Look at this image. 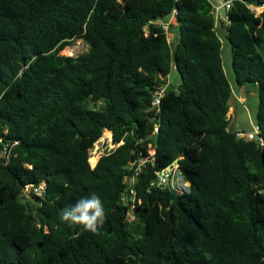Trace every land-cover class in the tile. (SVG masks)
<instances>
[{"label": "trees", "instance_id": "16d2710c", "mask_svg": "<svg viewBox=\"0 0 264 264\" xmlns=\"http://www.w3.org/2000/svg\"><path fill=\"white\" fill-rule=\"evenodd\" d=\"M251 5L264 0H235L225 29L264 142V10ZM174 11L175 48L161 24ZM75 40L88 51L62 55ZM173 68L180 84L156 109ZM232 96L206 0H0V134L18 142L0 161V264H264V144L230 128ZM106 131L117 148L92 168ZM175 160L188 191L157 186ZM42 182V198L22 196ZM93 195L97 233L61 218Z\"/></svg>", "mask_w": 264, "mask_h": 264}, {"label": "rangeland", "instance_id": "374dc122", "mask_svg": "<svg viewBox=\"0 0 264 264\" xmlns=\"http://www.w3.org/2000/svg\"><path fill=\"white\" fill-rule=\"evenodd\" d=\"M262 11L260 10L259 13ZM162 25L168 27V40L172 47L175 48L177 43V21L176 17L167 19L161 22ZM219 37L222 42V62L226 77L233 89V96L230 100V110L229 117L231 120L230 128L232 130H240L243 132H248V130L254 131L257 126V111L259 104V94L258 89L252 84H246L239 86L235 79V74L232 66V51L231 45L226 38L225 26H219ZM72 48V49H71ZM88 51V45L83 40H75L70 46H67L62 55L76 57ZM170 85L177 87L180 84V76L176 68L171 70L169 75ZM106 131L102 139L96 144L92 150V157L90 159L91 165L94 167L100 156L114 150L116 147L111 140V133ZM154 153V150L151 151ZM167 186L174 188L179 192H185L189 190V183L185 182L180 173L178 172V167H174L170 177L166 183ZM31 198L29 200H32Z\"/></svg>", "mask_w": 264, "mask_h": 264}, {"label": "built area", "instance_id": "2783aa9c", "mask_svg": "<svg viewBox=\"0 0 264 264\" xmlns=\"http://www.w3.org/2000/svg\"><path fill=\"white\" fill-rule=\"evenodd\" d=\"M206 1L210 4V6L212 8V13L215 17L216 27L223 26V25L225 26L229 22L228 13L231 10L235 0H206ZM120 2H122V0H120ZM249 8L257 14H260L259 13L260 10L262 12L264 10V6L258 7V6L251 5V6H249ZM175 14H176V12L174 11V13L172 14V16L170 18L175 17ZM163 27H164L165 31L167 32L168 27L165 25H163ZM167 35H168V32H167ZM169 86H170V84L167 83V84H163L160 87H158L157 91L154 94V100H153V107L154 108L158 109L160 107L161 101L165 97L166 91L168 90ZM0 133H1V131H0ZM157 133H158V126L155 127L153 134L156 135ZM258 134H259V128H256L254 131L251 130L250 132H243L240 130L236 131V136L238 138L246 139V140H250V141H255V138ZM111 135H112V133H111ZM110 141L113 143L112 137H111ZM259 143L264 144L262 138L260 139ZM96 144H95V146H96ZM17 145H18V142L12 143L10 141H5L3 135L0 134V161L4 162L5 164H8L10 162L12 156L14 155V148ZM115 146L116 147L114 148V150L117 148V145H115ZM93 149H91L89 151L90 159L92 157L91 153H92ZM110 152H107V153H110ZM107 153H105V154H107ZM154 153H155V151H154ZM105 154L101 155L100 158L102 156H104ZM99 160H98V162H99ZM145 161H146V159H143L142 162L140 163L139 168H138L139 171L141 170V167L144 165ZM97 163H96V165H97ZM94 167L92 166V168H94ZM173 169L170 171L164 170L160 174L159 181L157 182L158 187H160V188L170 187V186H167L166 183H167V180L170 177ZM46 189H47V184L45 182H42L39 185L29 184V185H26L24 187V189L22 190V196L24 198H30L31 196H36V197L42 198L46 192ZM130 217H131V219H134V217L132 215H130Z\"/></svg>", "mask_w": 264, "mask_h": 264}, {"label": "clouds", "instance_id": "9594fccd", "mask_svg": "<svg viewBox=\"0 0 264 264\" xmlns=\"http://www.w3.org/2000/svg\"><path fill=\"white\" fill-rule=\"evenodd\" d=\"M61 218L74 224H80L85 230L98 232L102 225L105 213L100 199L93 195L90 199H81L75 206L66 207L61 211Z\"/></svg>", "mask_w": 264, "mask_h": 264}, {"label": "water", "instance_id": "95a60500", "mask_svg": "<svg viewBox=\"0 0 264 264\" xmlns=\"http://www.w3.org/2000/svg\"><path fill=\"white\" fill-rule=\"evenodd\" d=\"M175 89V87L174 86H172V85H170L169 87H168V90L169 91H173ZM251 130H248V132H250ZM260 139H261V136H260V134H258L257 136H256V138H255V142L256 143H259L260 142ZM179 167V160H175L173 163H172V165L171 166H169V167H167L166 168V170L167 171H170V170H172V168L173 167Z\"/></svg>", "mask_w": 264, "mask_h": 264}, {"label": "crops", "instance_id": "0c3cea01", "mask_svg": "<svg viewBox=\"0 0 264 264\" xmlns=\"http://www.w3.org/2000/svg\"><path fill=\"white\" fill-rule=\"evenodd\" d=\"M169 83H170V81H169Z\"/></svg>", "mask_w": 264, "mask_h": 264}, {"label": "bare ground", "instance_id": "6f19581e", "mask_svg": "<svg viewBox=\"0 0 264 264\" xmlns=\"http://www.w3.org/2000/svg\"><path fill=\"white\" fill-rule=\"evenodd\" d=\"M72 49V48H71Z\"/></svg>", "mask_w": 264, "mask_h": 264}]
</instances>
